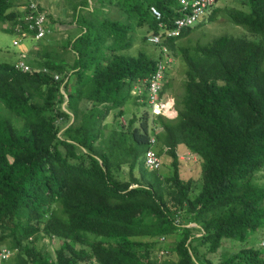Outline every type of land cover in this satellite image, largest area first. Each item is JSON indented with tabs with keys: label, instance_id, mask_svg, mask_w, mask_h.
Wrapping results in <instances>:
<instances>
[{
	"label": "trees",
	"instance_id": "1",
	"mask_svg": "<svg viewBox=\"0 0 264 264\" xmlns=\"http://www.w3.org/2000/svg\"><path fill=\"white\" fill-rule=\"evenodd\" d=\"M19 1L0 0V26L18 15L10 10ZM235 2L212 6L209 22L223 15L249 34L182 41L195 27L165 41L187 66L175 119L147 111L121 131L105 127L114 114L122 126L129 99L147 100V89L141 99L126 87L157 72L153 56L125 53L137 40L131 24L160 34L150 7L171 23L182 16L178 0H86L63 58L37 54L27 59L38 70L31 73L0 63V249H17L6 264H74L76 256L97 264H264L253 249L217 263L208 257L225 239L244 243L264 230V187L256 181L264 171V0ZM150 123L160 154L168 147L175 160L168 177L144 166ZM181 145L200 160L201 187L179 176ZM43 236L62 242L54 255L36 247ZM169 236L176 242L162 247ZM157 249L178 258L159 261Z\"/></svg>",
	"mask_w": 264,
	"mask_h": 264
},
{
	"label": "rangeland",
	"instance_id": "2",
	"mask_svg": "<svg viewBox=\"0 0 264 264\" xmlns=\"http://www.w3.org/2000/svg\"><path fill=\"white\" fill-rule=\"evenodd\" d=\"M36 3V7L39 11H45L47 14H49L50 22L53 24V32L50 34L54 39L48 40L45 39L39 43H35V41L30 40L29 38L22 39L19 41V44L15 46L14 42L18 38V33L16 32L15 28H17L18 25L21 24V10L19 7H14L10 11H18V15L15 16L12 21L8 20L4 24L0 26V63H10L15 64L16 68L25 73H31L32 71H22L18 68V65L20 62L24 61L27 65V59H38L36 56L37 54H43L40 59L42 61H45V56L47 53H56L57 55L62 56V50L60 47H63V42L66 40L67 37H69V34L75 35L76 31H79V25L77 24V18H76V12L78 14L81 11V7L84 1L86 0H33ZM94 1H101V0H90L91 5H93ZM236 0H218L216 6H214V9H235L234 7L237 5L235 2ZM26 2V0H20L19 4L22 5ZM107 4H104L106 7ZM100 6V4H98ZM103 6V5H102ZM102 8V7H101ZM240 8V7H239ZM212 14V12L205 18H202L201 23L196 25L197 27L191 35L187 39H183L182 41H187L189 39L194 41H200L202 44H207L211 42L213 39L222 36V35H230V36H240L242 34H249V32L242 26H237L231 22L227 17H224L223 15L220 17L218 16L217 20L215 22H209V17ZM82 17V14L80 15ZM79 17V18H80ZM116 17H118V14H111L110 18L113 20ZM18 18V19H17ZM15 27V28H14ZM131 31L134 30L137 40L134 43L133 47L130 50H127L125 53L130 57H136L140 52H146L148 55L153 56L159 63V65H162L163 71H165V85H171L172 87L169 89H164V97L169 98L172 94L175 92L180 95L183 94L184 89V83L186 80V69L187 66L182 64V69L180 68V62L176 58L175 52L171 51L164 43L166 41L165 37L159 38L158 41H152L149 43L147 41V37L151 36L152 30L147 29V27L138 28L131 24ZM194 29V28H192ZM74 31V32H73ZM78 33V32H77ZM20 40V39H19ZM58 47V49L54 48ZM46 49V50H45ZM25 57H22V56ZM64 57L66 59H72L71 56L68 57L66 53L64 54ZM161 63V64H160ZM32 69L33 67L29 65ZM168 68H172V71L168 74ZM132 91V88L130 86L126 87V90L124 91L125 94ZM135 97L139 96L136 94H133ZM141 97V96H139ZM142 99V97H141ZM143 101H135V98L129 99L123 106V109L125 110V117L122 118V126L115 120V114L114 116L111 115L106 120L108 123L107 128L111 127H118L121 131L124 128V125L126 127L128 126V119L132 118L135 114H137L139 117H142L148 110L147 108L143 106ZM66 102L63 104V107H65ZM142 105V106H140ZM116 113V110L115 112ZM128 115V116H127ZM177 113L175 115H169V118H176ZM155 123L161 127V125L158 123V121L155 119ZM154 123H150L151 134L152 137L155 134L153 131ZM107 135V133L104 134V137ZM105 140H108V137L105 138ZM184 145H181L178 147V150L176 151L177 155V161L179 162L180 172L179 176L183 180H194L197 182V186L201 187L203 181V176L201 172L202 165L200 163V160H198L197 157L193 155L184 156L187 154H191L190 151L185 147ZM160 148V147H159ZM158 148V144L155 147V150L158 154H160ZM168 147L163 146V152L160 154L161 160H162V169L158 172L163 178L168 177L171 173H173V165L175 163V160L170 156ZM129 171L128 167H123L120 171V175L117 177L121 180H124L123 175L127 174ZM139 172L138 176L141 177V170H137ZM148 175L151 174L149 170ZM256 181L264 187V171H260L257 173ZM131 187H137V185H132ZM175 222H179V220H176ZM165 240H161L162 247H165L167 244L170 245L171 243L176 242L177 237L176 236H169V237H163ZM174 242V243H175ZM62 242H60L58 239L56 240H50L49 237L43 236L41 241L36 244V247L38 249H44L45 251L49 252L50 254L54 255L55 251L60 247ZM30 248L33 246L32 243L28 245ZM160 246V248H161ZM80 247V246H79ZM78 247V248H79ZM81 248V247H80ZM79 248V249H80ZM253 249V251H261L262 257L264 255V230H258L256 234L250 236L246 242L239 243L235 240L231 239H225L223 241L222 248L218 251L216 254H210L208 257L213 260L214 263H217L219 260H221L222 256L224 258L226 257L229 259V257L236 255L244 250H250ZM160 250L159 253L155 252L157 254L159 261H165V260H171L174 262L177 260L178 256L176 253H172L170 250L166 252L163 251V249H157ZM165 250V249H164ZM75 257L74 264H97L95 261H82Z\"/></svg>",
	"mask_w": 264,
	"mask_h": 264
},
{
	"label": "built area",
	"instance_id": "3",
	"mask_svg": "<svg viewBox=\"0 0 264 264\" xmlns=\"http://www.w3.org/2000/svg\"><path fill=\"white\" fill-rule=\"evenodd\" d=\"M215 0H179L181 6L182 16L173 19L168 24L161 22L160 27L163 28L168 36L177 37L181 35L184 29L192 27L201 22L202 18L207 16L211 7L214 5ZM21 10V24L15 28L18 33V38L15 40V46L19 44L22 39L29 38L32 41L39 42L50 36L53 32V26L50 22L49 15L45 11H39L36 7V3L33 0H26L24 4L20 6ZM153 14L158 20H161V14L154 7L151 8ZM18 19V18H17ZM20 39V40H19ZM159 37H155L152 41H158ZM22 57H25L24 55ZM161 64V63H160ZM18 68L22 71H38L32 69L24 61L20 62ZM40 71V70H39ZM43 72L48 74L50 71L44 69ZM55 79L58 80L59 76L55 75ZM164 79V71L162 65L158 66L157 73L152 76L150 82V103L154 107L155 112H159L161 109L160 104V92L162 89V83ZM146 165L151 169H159L161 167V161L158 155L150 150L146 154ZM16 250L1 248L0 249V264H6L16 255Z\"/></svg>",
	"mask_w": 264,
	"mask_h": 264
},
{
	"label": "clouds",
	"instance_id": "4",
	"mask_svg": "<svg viewBox=\"0 0 264 264\" xmlns=\"http://www.w3.org/2000/svg\"><path fill=\"white\" fill-rule=\"evenodd\" d=\"M217 1H218V0H215L213 6H216ZM178 2H179V0H178ZM151 8H152V7H150V12H151L153 18L158 22V27L161 28V27H160V23H161L162 21H161V20H158V19L155 17V15L153 14ZM209 13H210V12H209ZM160 14H161V13H160ZM48 15H49V14H48ZM208 15H209V14H208ZM208 15H207V16H208ZM207 16H205V18H206ZM163 23L168 24L169 27H170V22H169V21H166V22H163ZM200 23H201V22L197 23L196 25L198 26V24H200ZM51 24H52V22H51ZM196 25H194V26H192V27H189V28H191V29H192V28H195ZM52 26H53V24H52ZM187 29H188V28H187ZM185 30H186V29H184V30L182 31L181 35L183 34V32H184ZM166 32H167V31H165L163 28H161V33H160V34H154V32L152 31L151 36H150V37H147V41H148L149 43H151V42H152V39L155 38V37H159V38L165 37L166 40H168L169 38H174V36H168V34H166ZM179 36H180V35H179ZM179 36H177V37H179ZM43 40H44V39H43ZM43 40H42V41H43ZM39 42H40V41H39ZM35 43H38V42H35ZM158 66H159V63H157V70H158ZM49 71H50V70H49ZM171 71H172V68H168V74H169ZM156 73H157V72H156ZM48 74L52 75L54 78H55V75H58V76H59V74H57V73H55V72H51V71H50ZM165 74H166V73H165V71H164V79H163L162 89H161V92H160V98H159V100H160V104H161V109H159V112H155V111H154V107H153V105L150 103V82H149V80L152 78V76H153L154 74H152V76L149 77V78H145V79H143V80H139V81L134 85V88H133V90H132V95H133V94H136V95L142 96V95L144 94V89H147V100H144V103H145V101H146L147 105H146L145 107H146L147 110L150 112V114H151L152 117L163 116V117L168 118V116H169V115H172V113H177V116H178V112H177V110H176V108H175V102H174V100H173V99H170V98H167V97H164V93H165V90H164V89H169V88L171 87V85H170V87L166 88V85H165ZM59 78H60V77H59ZM58 80H59V79H58ZM139 96H136V97H139ZM170 102H171V104H170ZM65 106H66V105H65ZM169 119H171V118H169ZM174 119H175V118H174ZM154 131H156V132H161V131H162V128H161V127H155ZM150 143H151V147L146 151V153H145V155H144V158H143L144 166H145V168H146L147 170H149L150 172L160 171V170L162 169V160H161V156H160V154H158V153L156 152V150H155V147L157 146V145H156V144H157V140H156V136H155V135H153V137H151V141H150ZM150 150L154 151V152L158 155V157L160 158V161H161V167H160L159 169H151V168H149V167L146 165V159H145V158H146V154H147V152L150 151ZM189 155H193V154L191 153V154H187V155H184V156H189ZM193 156H194V155H193ZM192 225H194V224H192ZM192 225H190V226H192ZM162 239L165 240L164 238H162ZM162 239H160V240H162Z\"/></svg>",
	"mask_w": 264,
	"mask_h": 264
},
{
	"label": "crops",
	"instance_id": "5",
	"mask_svg": "<svg viewBox=\"0 0 264 264\" xmlns=\"http://www.w3.org/2000/svg\"><path fill=\"white\" fill-rule=\"evenodd\" d=\"M74 32V31H73ZM75 34H77V31L75 32ZM172 87V86H171ZM170 87V88H171ZM175 95H176V92L174 93V94H172L169 98L170 99H173L174 100V102H175ZM170 104H171V102H170ZM176 113H172V115H175ZM171 119H174V118H171ZM185 148V147H184Z\"/></svg>",
	"mask_w": 264,
	"mask_h": 264
}]
</instances>
